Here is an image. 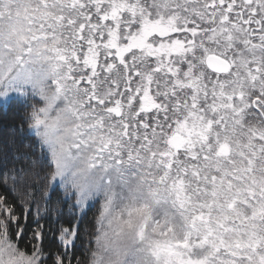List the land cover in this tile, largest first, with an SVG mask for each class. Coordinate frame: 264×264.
I'll list each match as a JSON object with an SVG mask.
<instances>
[{
	"label": "snow or ice",
	"instance_id": "obj_1",
	"mask_svg": "<svg viewBox=\"0 0 264 264\" xmlns=\"http://www.w3.org/2000/svg\"><path fill=\"white\" fill-rule=\"evenodd\" d=\"M7 106L0 264H264V0H0Z\"/></svg>",
	"mask_w": 264,
	"mask_h": 264
},
{
	"label": "trees",
	"instance_id": "obj_2",
	"mask_svg": "<svg viewBox=\"0 0 264 264\" xmlns=\"http://www.w3.org/2000/svg\"><path fill=\"white\" fill-rule=\"evenodd\" d=\"M22 113L15 106H7L0 108V142H4L9 140L10 138H15L17 144L27 143V137L24 133L21 132L19 125L21 123ZM0 191H3V188L0 187ZM12 197L10 196V199ZM55 201L53 203V207H56ZM68 209L65 208V216L64 221L68 220ZM98 214V209L93 205L89 210H87L86 216L83 217V223L81 224V229H85L91 227L94 218ZM44 215L43 208L40 211V214L37 215L35 208H33V213L30 216H27L26 219L21 221V225L24 227L26 234L31 235L33 229L36 228L34 223L35 220L39 219L40 216ZM63 222V221H62ZM42 225L45 227V231L47 233V240L45 244L55 250V245L51 239V232L48 229L55 228V216L53 215L51 219L45 218L40 221ZM79 252V250H78Z\"/></svg>",
	"mask_w": 264,
	"mask_h": 264
},
{
	"label": "rangeland",
	"instance_id": "obj_3",
	"mask_svg": "<svg viewBox=\"0 0 264 264\" xmlns=\"http://www.w3.org/2000/svg\"><path fill=\"white\" fill-rule=\"evenodd\" d=\"M95 205V207L97 208V209H99V205L98 204H94Z\"/></svg>",
	"mask_w": 264,
	"mask_h": 264
}]
</instances>
